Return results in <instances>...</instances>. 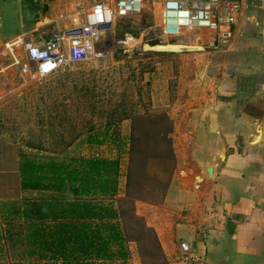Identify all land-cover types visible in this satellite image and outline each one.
I'll return each instance as SVG.
<instances>
[{
  "label": "rangeland",
  "instance_id": "374dc122",
  "mask_svg": "<svg viewBox=\"0 0 264 264\" xmlns=\"http://www.w3.org/2000/svg\"><path fill=\"white\" fill-rule=\"evenodd\" d=\"M33 2L40 6L39 1L24 0L23 6L16 10L15 5L5 7L0 1L2 39L19 27L18 19L21 22L25 15L31 14L23 13V9L31 10ZM241 10L237 26L254 21L258 29L264 27V0H243ZM157 12L149 0L142 12L116 18L113 27L103 33L91 57L72 62L53 75H24L17 67L0 72V264H11L26 248L15 239L20 232L24 235V229L10 206L13 200L36 194L21 186L22 160H56L66 165L80 154L90 152L89 128L117 117L123 110L166 111L175 127L184 109L202 99V93L217 96V84L229 74H238L244 89L245 57H235L233 52L238 47L234 43L237 38L230 37L225 45L217 39L210 46L209 37L215 34L209 30L165 37L157 24ZM242 15L249 20L241 22ZM46 18L42 33L49 35L55 28ZM2 48L0 66H5L8 56H3ZM213 55L219 63L204 65L203 58ZM131 123L130 118L123 119L117 141L107 143L100 150L115 155L122 151L118 190L113 197L116 204L125 195ZM171 135L174 139V129ZM154 171L150 168L149 176H142L143 192V188L138 189L142 186L137 188L141 199L136 200L135 210L146 223L145 215L150 213L148 207L151 208L148 203L161 202L169 177L164 171L156 173L159 180L150 177ZM64 173L61 189L67 191L68 174ZM151 189L155 190L154 196L148 192ZM128 246L130 254L126 259L112 260L109 264H153L154 258L147 253L151 245L145 249L130 240Z\"/></svg>",
  "mask_w": 264,
  "mask_h": 264
},
{
  "label": "crops",
  "instance_id": "0c3cea01",
  "mask_svg": "<svg viewBox=\"0 0 264 264\" xmlns=\"http://www.w3.org/2000/svg\"><path fill=\"white\" fill-rule=\"evenodd\" d=\"M0 1L18 10L24 0ZM35 1L40 6L33 2L31 10L23 9L30 17L23 14L14 32L0 37L1 47L20 34L46 35V17L55 31L57 24L67 28L72 13L83 17L90 5V0ZM238 20L231 38H237L234 56L245 57L244 89L238 74H229L217 84V96L202 93L184 109L174 123L176 164L166 192L160 203H148L147 224L159 235L170 264L182 253L181 241L205 264H264V27L254 21L237 26ZM248 20L242 15L241 22ZM231 38L218 42L225 45ZM1 53L6 55L4 48ZM203 59L206 66L219 63L214 55Z\"/></svg>",
  "mask_w": 264,
  "mask_h": 264
},
{
  "label": "trees",
  "instance_id": "16d2710c",
  "mask_svg": "<svg viewBox=\"0 0 264 264\" xmlns=\"http://www.w3.org/2000/svg\"><path fill=\"white\" fill-rule=\"evenodd\" d=\"M117 114L89 128L90 152L66 165L56 160L20 162L21 186L36 194L10 205L24 229V235L20 232L15 239L26 245L11 264H109L129 256L130 240L145 249L151 245L147 253L154 258L153 264H170L155 229L136 213L135 202L141 199L138 193L144 190L142 176H149L148 169L154 168L150 177L158 180L157 172L167 173L169 184L176 164L173 120L166 111L123 110ZM126 118L132 121L126 189L116 204L113 197L118 190L122 151L115 155L100 150L117 141L119 124ZM64 172L68 174V192L61 189ZM71 185L78 188L76 195L69 194ZM148 192L155 194L153 189Z\"/></svg>",
  "mask_w": 264,
  "mask_h": 264
},
{
  "label": "built area",
  "instance_id": "2783aa9c",
  "mask_svg": "<svg viewBox=\"0 0 264 264\" xmlns=\"http://www.w3.org/2000/svg\"><path fill=\"white\" fill-rule=\"evenodd\" d=\"M149 0H90L84 16L72 13V25L37 39H27L20 34L2 42L7 58L5 66L17 67L21 74L33 77L53 75L72 62L83 61L95 52L103 33L115 24L116 18L130 13H140ZM157 12L158 26L165 37L202 30L212 31L209 45L216 40L229 39L237 22L243 0H151ZM61 14L60 19L64 18ZM181 255L175 264H205L195 258L190 245L180 242Z\"/></svg>",
  "mask_w": 264,
  "mask_h": 264
},
{
  "label": "water",
  "instance_id": "95a60500",
  "mask_svg": "<svg viewBox=\"0 0 264 264\" xmlns=\"http://www.w3.org/2000/svg\"><path fill=\"white\" fill-rule=\"evenodd\" d=\"M208 170H209V173L211 174L212 173V167H209ZM198 179H199V177H198ZM77 192H78V188L77 187H75V186H70L69 187V194L76 195Z\"/></svg>",
  "mask_w": 264,
  "mask_h": 264
}]
</instances>
